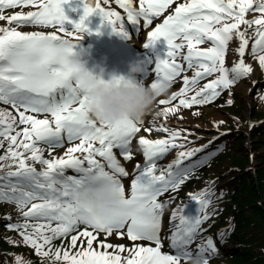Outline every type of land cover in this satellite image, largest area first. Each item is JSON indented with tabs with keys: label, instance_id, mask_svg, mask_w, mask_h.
I'll list each match as a JSON object with an SVG mask.
<instances>
[{
	"label": "snow or ice",
	"instance_id": "obj_1",
	"mask_svg": "<svg viewBox=\"0 0 264 264\" xmlns=\"http://www.w3.org/2000/svg\"><path fill=\"white\" fill-rule=\"evenodd\" d=\"M116 2L126 9L127 20L133 25L139 23L140 17L151 25L153 18L159 17L174 0H139L138 10L133 7L132 0ZM65 3L67 0H0V13L4 8L20 5L38 8L37 11L16 13L10 17L0 14V20L23 25L58 26V31L64 33V36H60L56 31L45 33L21 32L16 28L0 29V102L11 105L19 116L17 120L11 112L0 109V136L9 140L8 154L0 157V160L11 159L17 164L16 170L9 171L3 178L16 177L17 181L0 185V199L16 203L25 218L47 221L36 225L9 224V227L31 228L32 232H21L24 241L31 244L38 254L47 257L51 250L42 251L45 245L55 237L66 236L83 226V231L72 236L71 244L75 247L77 240L84 237L87 238L86 249L75 255L64 251L63 257L59 251L55 253L57 260L63 259L68 264H181V259L191 260L194 256H204L207 252L215 253L217 249L211 237L197 252L187 250L203 222L209 218L207 214L180 215L181 228L170 238L171 247L177 250L176 253L165 254L161 251L164 204L158 201V197L169 188L175 191L185 183V174L195 165L180 167L182 161L203 151L202 148L181 151L171 164L160 168L157 174V158L172 148L184 147L183 144L176 143L181 136L179 131L161 125L157 130L169 133L168 138H139L147 163L133 179L131 193L126 196L121 179L116 174L127 176L128 173L121 166L114 149H119L125 160H131L130 145L140 132L143 120L128 119L109 125L98 122L89 115L86 101L93 77L73 63L72 54L78 43L66 37H72L74 32H91L87 21L93 14H99L103 18L102 23L110 24L113 32L128 37L129 31L125 29V22L119 13L101 6L107 5L108 0H93L94 6L84 0L83 15L78 21H72V30H67L65 21L69 17L63 7ZM250 12L258 15L248 19L246 17ZM242 25L245 26L243 31ZM249 29H253L256 37L251 52L259 53L258 63L264 68V0H185L178 4L174 13L149 33L144 45H155L161 37L166 39L168 45L166 58L157 56L152 86L156 87L161 81L171 84L184 71V66L177 63L175 58L180 55L185 44L187 55L184 60L187 61V67L191 69L195 65L197 70L192 78L184 77V86L169 100L159 101L164 105L179 97V104L166 107L156 115H163L167 119L180 106L192 108L193 105H205L219 97L221 90L229 89L251 73L252 67L243 59L232 67L225 66V54L234 36L239 41L237 51L241 57L244 56L249 48ZM80 39L82 37L77 36V40ZM205 41H210L212 46L199 47ZM212 73H219V76L188 97L192 86ZM232 102L231 99L227 101L229 105ZM38 114H50L52 119L38 118ZM194 114L199 115L198 112ZM19 125H24L22 132L12 135ZM20 136L24 139L18 143ZM76 140L79 143L68 148L63 156L51 160L45 159L43 152L37 147V142H44L54 148L63 146L65 141ZM2 146L3 140H0V147ZM13 146L16 149L23 147L31 155L25 157L24 152L14 150ZM97 157L103 158L111 171H106L105 163ZM28 160L45 167L37 171L29 165ZM137 168L140 166L137 165ZM67 169H73L80 175L65 176ZM5 187L10 191H5ZM26 188L31 190H25ZM191 199L199 206L198 211L202 212L211 203V193L205 189L193 194ZM33 200H41L42 203H32L30 208L23 211ZM146 204L153 208L151 220L139 215L140 208ZM175 218L176 213H173V219ZM7 219L10 220L11 217ZM53 221L56 222L55 227H52ZM46 231H50L51 235H46ZM100 233L106 237L114 234L126 236L133 242L154 241L155 246L127 249L129 255L122 256L121 253L126 251L125 246H114L101 241L103 248H116V251H96L93 242ZM219 235L223 237L224 233ZM41 240L43 243H40ZM17 261H21V258L17 257Z\"/></svg>",
	"mask_w": 264,
	"mask_h": 264
},
{
	"label": "rangeland",
	"instance_id": "obj_2",
	"mask_svg": "<svg viewBox=\"0 0 264 264\" xmlns=\"http://www.w3.org/2000/svg\"><path fill=\"white\" fill-rule=\"evenodd\" d=\"M185 2V0H174V3L170 5L159 17H155L154 21H158L160 19L166 18L168 15L174 12L175 7L178 4ZM135 4L139 3V0H134ZM17 7V8H16ZM11 8H4L3 11L9 10L7 12H2L6 17H10L16 13H23L26 11L25 6H16ZM254 15H258L256 13L248 15V19H251ZM125 19H127V14L125 15ZM129 22V20H126ZM125 21V23H127ZM243 26V25H242ZM245 27V26H243ZM255 26H253L254 28ZM3 28H16L17 31H25V32H33V31H43L45 33H50L58 31V26L53 28L52 26H43V25H23L17 24L16 22L9 23L8 20H0V29ZM64 34V33H61ZM131 37L137 42V44L142 48V44L144 42V38L147 34V31L141 30L140 32L135 30V27L131 26ZM251 35L250 40H255L256 38L253 35V29H249L247 36ZM237 37L234 36L233 40L229 43V47L225 54V66L232 67L233 64H236L243 59L247 65H250L253 69L251 73L247 76L242 77L237 83L232 85L229 89L221 90V95L217 97L215 100L205 104V105H193L192 108H185L180 106L178 111L175 113H170L168 118L165 119L163 115L157 116L158 112H161L166 107H175L179 104V97L175 101H171L169 104H160V100H167L168 97L176 92L180 86L184 84V77L187 76L192 78L194 76L197 67H193L190 70V73L187 72V75L181 76L179 79H175L168 91V93L158 99V107L148 114L143 119L142 129L135 136L134 141L130 145V149L132 150V154L135 155L134 159L124 160V164H128L129 175L123 176L126 179L127 186H131L132 175L136 170H140L143 163H145V157L143 155V151L141 146H139V138L145 137L147 139L156 140L162 138H168L169 133L158 131L157 129L164 125L168 127L170 130L179 131L181 136L177 138V144H183L184 147L180 148H172L162 157L157 158L156 163L160 168H165L169 163L171 164L176 158L179 152L181 151H189L195 148H202L203 144L197 145L195 147V137L203 136V138L210 139L205 145L203 151L196 153L195 156L186 158L182 161L180 167L188 168L191 165H195L191 167L189 172H187L186 179L184 185H182L179 189H177L173 195L164 194V196L159 199V202L164 204L163 210V220L161 226V238H162V248L161 251L165 254L174 253L175 248L171 247V236L177 232L180 228V215L185 214L189 216L200 215L203 216L207 214L208 216L212 212V215L215 214L217 219H226L228 218V211L233 204L232 198V185H233V176L234 174L238 176L239 173L243 171H247L255 176V172L260 164L263 162L264 158V131H261L260 134H254L256 129L259 127L264 128V103L258 101L257 97L259 94H264V68H262L258 63V55L259 53H252L251 47L254 43L249 45V48L246 49L245 54L241 57L237 51L238 48ZM186 45V44H185ZM212 44L210 41H205V43L199 45L201 48L211 47ZM187 47V45H186ZM230 49V50H229ZM187 53V50H186ZM149 69L151 70L150 75L145 74L143 77L144 83H152L153 76L155 73L154 62L149 64ZM188 70V71H189ZM207 76V77H206ZM202 77L201 80H198L195 86H192V91L187 95L190 97L194 95L197 90L203 88L210 81L214 80L219 76V73H212L211 75H206ZM206 77V78H205ZM242 86H247L248 93L247 97L243 95L241 91ZM251 89V92H249ZM231 99L233 102L231 105L227 103V101ZM0 109H4L6 111L11 112L14 116H16L17 120H19L18 113L15 109L12 108L11 105L4 104L0 102ZM23 110V109H21ZM258 110L263 114L258 115ZM199 113V115H195L194 113ZM30 114V113H26ZM38 118H48L52 119L50 114H38ZM239 128L235 129V126ZM229 126L231 128L226 130V133H223L224 129L222 127ZM24 125H19L15 128L11 134L15 135L16 132H22ZM151 129V131H148ZM225 134V135H222ZM24 139L23 136L18 137V139ZM3 139V142L9 140L0 136V140ZM187 141L183 143V141ZM28 142V141H25ZM6 143V142H5ZM4 143V144H5ZM19 143V142H18ZM79 143L78 140L68 142L65 141L63 146H57L54 148H50L48 144L44 142H37V147L41 149L43 152V156L45 159H53L55 156L62 154L64 151H67L68 148L74 146V144ZM5 147V151L0 155L3 157L8 154V147ZM4 147V145L2 146ZM14 150H19L20 152H24L25 157L31 155L30 152H25L23 147L19 149L13 148ZM116 151L120 153L119 149ZM172 154H174V158H169ZM246 158L243 166L239 167L235 162L240 164V159ZM4 161V163H0V185H6L9 182L15 183L17 181L16 177H10L7 179H3L9 171H15L17 168V164L13 163L11 159L0 160V162ZM147 162V161H146ZM30 166H33L37 169V171L42 170L45 166L36 162H32L28 160ZM208 165L207 168L203 172H197L201 166ZM9 165L11 167H9ZM139 165L138 169L136 166ZM133 166V168L131 167ZM175 170V166H174ZM196 179V181L194 180ZM171 188H169L170 190ZM207 190L208 193H211V203L204 211H198V205L195 201L191 199L193 194H197L202 190ZM5 191H10L9 188L5 187ZM26 190L30 191L31 189L26 188ZM181 194V195H180ZM182 196V197H179ZM0 202L11 203V207L5 211H3L1 219L5 222L3 224H24L25 220H32L34 223L28 222V224L36 225L44 223V219L37 218H25L22 215V210L18 208L17 204L11 202L6 199H0ZM32 203H42L41 200H33L31 201L23 211H26L27 208L31 207ZM14 204V205H13ZM173 213H176V218L173 219ZM11 217V219H7ZM55 225V223H53ZM226 228H222L218 231V234L221 232H226L227 229L230 228V224H227ZM53 226V225H52ZM55 227V226H54ZM6 229V228H5ZM12 229V228H11ZM14 230V232H12ZM84 227L80 226L78 231H83ZM91 230V229H89ZM9 231L5 230L4 233L6 235L12 234L9 239H14L16 236L19 237V240H22L23 245L25 246V250L28 252V255H14V261L9 259V264H16L17 257H20L23 261H31L36 257L44 260L41 264H68L67 261L63 259L57 260L55 258V253L57 251L60 252V256L63 257L64 251H68L70 255H75L77 252L82 251L87 248V238L81 237L77 240V244L75 247L71 244L72 236L78 235V231H73L66 236H57L55 237L49 244L45 245L42 251H49V255L47 257L42 256L37 253L36 249L29 243L24 241V237L21 235V232H32L31 228L29 229H12ZM201 231V230H199ZM46 235H51L50 231L45 232ZM217 234V233H216ZM210 237L208 231H204L203 233L198 234V242H195L192 245L187 246V250L193 253L197 252L198 249L205 245L207 239ZM256 235L248 236L249 239H245L242 243L251 244L252 238H256ZM101 241L105 243L109 242L114 246L123 245L125 246L126 251L121 253L122 256L129 255L127 249L136 248L138 246H155L154 241H146V240H138L135 241L134 245H132L133 241L129 238L119 237L118 235H112L111 237H106L105 234L100 233L98 239L93 242V248L96 251H109L115 252L116 248L105 249L101 246ZM222 242L220 248H225L226 250H230L235 246H239L238 243L234 240H220ZM40 243H43L41 240ZM217 251L215 253L207 252L205 253V257L210 258L209 256H213V261L209 262V264H224L223 257L219 256V248L216 247ZM51 253V254H50ZM1 258V256H0ZM8 260V259H6ZM189 260L181 259V264H188ZM39 264L40 261H35ZM3 264V263H0ZM8 264V263H7Z\"/></svg>",
	"mask_w": 264,
	"mask_h": 264
},
{
	"label": "clouds",
	"instance_id": "obj_3",
	"mask_svg": "<svg viewBox=\"0 0 264 264\" xmlns=\"http://www.w3.org/2000/svg\"><path fill=\"white\" fill-rule=\"evenodd\" d=\"M91 56L90 47H81L72 54V61L83 71L91 74L93 83L87 93L86 108L89 115L98 122L115 125L123 120L139 121L158 107V99L166 95L171 84L161 81L156 87L152 83L138 82L136 74H142L147 68L146 60L129 62L131 76H125L116 70L109 71L106 63H97L91 69L87 67ZM258 101L264 103V94H259ZM153 208L146 204L139 210V215L151 220ZM16 264H32L29 261H17ZM188 264H209L205 256H194Z\"/></svg>",
	"mask_w": 264,
	"mask_h": 264
},
{
	"label": "trees",
	"instance_id": "obj_4",
	"mask_svg": "<svg viewBox=\"0 0 264 264\" xmlns=\"http://www.w3.org/2000/svg\"><path fill=\"white\" fill-rule=\"evenodd\" d=\"M255 111L259 112L258 115L263 114L258 110ZM261 131H264L263 127L257 128L254 134H260ZM200 139L198 138V140ZM20 140L21 138L18 139V142ZM5 142H3L4 147H0V155L5 151V147L9 145L7 141ZM245 159L241 158L240 164L235 163L241 167ZM262 160L263 162L258 166L255 176L243 170L238 176L234 174L232 185L233 204L227 210L229 216L227 220L215 219V224H225L227 222L230 224V228L224 233L223 241L235 240L242 242L249 239L248 236L250 235L257 236L252 238L251 244L243 243L240 246L231 248L229 251L220 248L218 253L220 257H223L224 264H264V158ZM0 163L2 164L4 161ZM208 165L202 167L199 172H203ZM194 180L196 181V179ZM11 205V203L0 202V263L3 264H9V259L15 262L12 253L14 255H28L22 240H19L18 236L9 239L13 233L9 235L4 233L5 230L9 233L12 231L8 224H3L5 222L1 219L3 211L9 209ZM32 261V264H37L35 261L41 260L39 257L37 259L34 257Z\"/></svg>",
	"mask_w": 264,
	"mask_h": 264
},
{
	"label": "bare ground",
	"instance_id": "obj_5",
	"mask_svg": "<svg viewBox=\"0 0 264 264\" xmlns=\"http://www.w3.org/2000/svg\"><path fill=\"white\" fill-rule=\"evenodd\" d=\"M88 2H89V4L91 6H94L93 0H88ZM83 3H84V0H79L78 2H76L74 4V6L70 10H65V14L69 17V20L65 21V27L67 28V30H72L74 28V24L72 23V21H78L80 19L81 15H83V11H84ZM102 5H104V4H102ZM104 7L106 8V10L117 12L121 16V13L116 8V5H115V3L112 0H108V4L104 5ZM133 7L137 8V10L139 9V6H133ZM37 10H38L37 7L29 5V6H27L26 11L23 12V13L26 14L29 11H37ZM173 13H171V14H173ZM250 14H253V13L250 12L248 15H250ZM248 15H247V17H248ZM244 28L245 27L241 26V31H243ZM21 32H25V31H21ZM57 35L63 36L61 33H57ZM77 36L82 37V39L77 40ZM248 37L250 38L251 35H249ZM69 38L74 40V41H76L77 43H79V45L82 46V47H90L91 55L96 54L99 51V46L93 40L92 32H87V31L84 32V33H76V32H74V35L72 37H69ZM237 42H239L238 38H237ZM254 42H255V40H250L249 45H251ZM153 54H154L153 56L155 57V52H153ZM149 55H150V53H149ZM146 58H147V56H146ZM155 62H158V59H155ZM233 66H234V64H233ZM247 88H248L247 86H242L241 87V91H242L243 95L246 96V97H247V93H248V89ZM57 99H59V95H57ZM234 128L237 129L239 127L236 125ZM223 133H226V130L223 131ZM138 138H140V137H138ZM65 153H66V151H64L62 154H59V155L55 156L54 158H59V157L63 156ZM174 157H175L174 154H172L169 158H174ZM97 158L100 159L102 163H105L103 158H101V157H97ZM146 161L147 160H146V157H145V163H143L142 168L147 163ZM85 166H87L86 162H85ZM166 167H167V165H166ZM142 168H141V170H142ZM105 170L109 171V168L107 167L106 163H105ZM157 174H159V167L157 169ZM64 175L65 176H79L80 174L75 172V171H73V169H67V170H65Z\"/></svg>",
	"mask_w": 264,
	"mask_h": 264
}]
</instances>
